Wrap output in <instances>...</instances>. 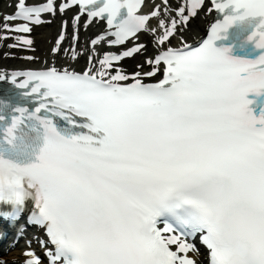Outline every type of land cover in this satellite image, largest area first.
Masks as SVG:
<instances>
[{"label": "snow or ice", "instance_id": "snow-or-ice-1", "mask_svg": "<svg viewBox=\"0 0 264 264\" xmlns=\"http://www.w3.org/2000/svg\"><path fill=\"white\" fill-rule=\"evenodd\" d=\"M10 6L0 41L29 51L46 16L72 13L50 49L70 61L81 27L106 23L81 71L0 73L16 90L0 94V218L43 232L22 264H198L197 239L206 264H264V0Z\"/></svg>", "mask_w": 264, "mask_h": 264}, {"label": "bare ground", "instance_id": "bare-ground-1", "mask_svg": "<svg viewBox=\"0 0 264 264\" xmlns=\"http://www.w3.org/2000/svg\"><path fill=\"white\" fill-rule=\"evenodd\" d=\"M71 16L72 13H68L63 17H46V19H50L52 22L50 24L40 25L39 30L43 29L39 32L40 35H32V38L35 42V51H29L25 49L16 52L12 48L8 47L9 44L15 42L14 40L0 41V73H11L20 69L34 68L37 65H49L52 63H55L57 67L80 65L86 66L87 57L91 55V52L89 51L91 48L90 41L91 39L95 38L94 32L97 30L94 26H89L88 29L81 27L80 29V39L76 47L78 51L83 53V55L77 61H70L66 57L54 58L50 55V49L60 34L61 22L63 19L69 20V37L65 42V47L69 46V42L71 40ZM211 16L212 14L205 15L204 12H201L197 18L191 21L187 36L188 41L194 39L196 36H199L205 31ZM27 56H33L36 59L29 61L25 59ZM134 63L135 61L131 60L128 61L127 64H124V66L131 70L134 66ZM12 253V256L5 258L7 264H14L11 262L12 258H17L19 261L22 259L20 257L22 251L19 250L18 246L13 249Z\"/></svg>", "mask_w": 264, "mask_h": 264}, {"label": "rangeland", "instance_id": "rangeland-1", "mask_svg": "<svg viewBox=\"0 0 264 264\" xmlns=\"http://www.w3.org/2000/svg\"><path fill=\"white\" fill-rule=\"evenodd\" d=\"M4 6V3L0 0V12H1V10H2V7ZM41 30H43V29H40V30H38V29H36V32L34 33V35L36 36V35H40V31ZM11 59V58H10Z\"/></svg>", "mask_w": 264, "mask_h": 264}]
</instances>
